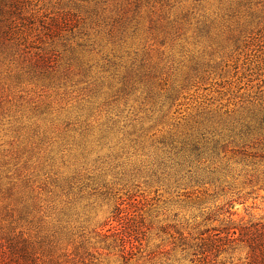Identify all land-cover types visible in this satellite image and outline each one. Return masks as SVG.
I'll list each match as a JSON object with an SVG mask.
<instances>
[{
  "label": "rangeland",
  "instance_id": "obj_1",
  "mask_svg": "<svg viewBox=\"0 0 264 264\" xmlns=\"http://www.w3.org/2000/svg\"><path fill=\"white\" fill-rule=\"evenodd\" d=\"M139 2L0 0V161L21 174L14 199L1 187L0 227L29 202L39 264H254L264 0ZM213 116L225 125L217 175L174 167L176 131Z\"/></svg>",
  "mask_w": 264,
  "mask_h": 264
},
{
  "label": "trees",
  "instance_id": "obj_2",
  "mask_svg": "<svg viewBox=\"0 0 264 264\" xmlns=\"http://www.w3.org/2000/svg\"><path fill=\"white\" fill-rule=\"evenodd\" d=\"M149 3L150 0H146ZM170 0H155L154 5L159 3L161 6H168ZM142 4L141 0L139 6ZM150 4V3H149ZM172 8L174 7L171 3ZM152 8L154 6H151ZM140 82L146 86L144 89V94L146 95L145 103L150 105L153 109L158 110L155 114L162 113V110L165 107L164 101L160 96L159 85L154 82L155 76L151 74H142L140 77ZM223 120H218L216 116L212 118L201 120L195 123L186 131L177 130L175 134L178 135V144L176 148H172V151H176L177 160L175 161L174 167H179L180 170L184 168L190 169L187 173H192V167L202 164H210V166L217 167V163L221 161L220 153L223 152L226 148L225 145H222L223 135L222 131L219 130L220 126H224ZM224 131V130H223ZM178 155H177V150ZM169 159L171 155H168ZM218 162L216 163V161ZM8 161H0L2 169H0V193H4V190H1V187L5 188V195L7 198L14 199L16 189L19 187V180H21V174L18 170H9L7 169ZM210 166L208 168H210ZM182 168V169H181ZM185 170V169H184ZM212 169L211 175H217L218 171ZM180 173V172H178ZM214 179V178H213ZM24 181V180H22ZM214 181L210 182H215ZM7 185V187H5ZM25 187H28L32 191H35L32 187L33 185L27 181L22 183ZM4 195V194H3ZM4 195V197H5ZM6 198V197H5ZM18 199L16 201L18 202ZM34 200H37V197H34ZM25 201H27L25 199ZM22 209L18 207H13L14 215L16 216L14 222L11 225L0 227V264H39V254L44 250L42 244L35 243L30 239L27 234L24 232V227L28 223V218L32 216V210L30 209L29 202L24 203ZM35 208V205H32ZM18 219V220H17ZM22 230V231H18ZM50 240V239H49ZM248 242L250 243V248L254 254V264H262L264 262V227L262 229H256L253 231L250 236H248ZM57 242L55 240H50L52 247ZM40 247V248H39ZM50 251L48 254L54 255L55 250ZM45 252V251H44ZM48 264H52V259L50 256V261Z\"/></svg>",
  "mask_w": 264,
  "mask_h": 264
}]
</instances>
